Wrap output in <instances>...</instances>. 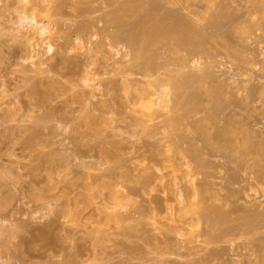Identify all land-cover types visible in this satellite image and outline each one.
I'll list each match as a JSON object with an SVG mask.
<instances>
[{
    "label": "rangeland",
    "instance_id": "374dc122",
    "mask_svg": "<svg viewBox=\"0 0 264 264\" xmlns=\"http://www.w3.org/2000/svg\"><path fill=\"white\" fill-rule=\"evenodd\" d=\"M19 2L0 0V264H188L182 0H52L50 55ZM151 79L181 84L156 125L130 91Z\"/></svg>",
    "mask_w": 264,
    "mask_h": 264
},
{
    "label": "bare ground",
    "instance_id": "6f19581e",
    "mask_svg": "<svg viewBox=\"0 0 264 264\" xmlns=\"http://www.w3.org/2000/svg\"><path fill=\"white\" fill-rule=\"evenodd\" d=\"M19 3L21 4V8L29 13V16L26 17L28 22L22 27V30H25V33H22V35L25 37L28 36L29 41L33 40V36L35 35L45 42L47 46L45 53L48 55L52 54L53 45L51 38L54 35V26L48 17L52 0H20ZM180 20L181 18L179 16L174 15V22H179ZM169 30L170 29L165 30L166 33L169 32ZM135 33L143 40L147 36L148 29L141 26ZM175 40L177 45L183 46V34L176 37ZM94 44L89 41V43H83L82 48L89 53L93 51L95 47ZM140 52L141 44L139 47H135L134 55L139 56ZM115 55L118 56L116 62L119 63L120 67H129L132 60L130 54H127L121 49H116ZM45 65L46 61L39 60L37 63V70L41 73H47L48 71L42 68ZM92 82L93 86L96 88H100L103 85L100 79H93ZM180 86L181 84L177 82L171 85L164 79H151L131 83L130 91L131 97L140 102L143 107V115L148 119V122L152 124L155 118L163 117L171 110L174 102L171 92L177 91ZM153 116L155 117L153 118ZM158 124H161L162 127L166 126V124L161 121H159ZM175 185H177V182H174V186ZM178 203V212H182V215H187V193L182 195Z\"/></svg>",
    "mask_w": 264,
    "mask_h": 264
}]
</instances>
